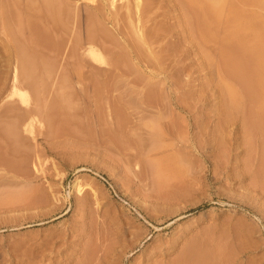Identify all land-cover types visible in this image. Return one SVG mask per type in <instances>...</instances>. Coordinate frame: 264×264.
<instances>
[{
  "label": "rangeland",
  "instance_id": "obj_1",
  "mask_svg": "<svg viewBox=\"0 0 264 264\" xmlns=\"http://www.w3.org/2000/svg\"><path fill=\"white\" fill-rule=\"evenodd\" d=\"M133 1L0 0V264H264V0Z\"/></svg>",
  "mask_w": 264,
  "mask_h": 264
},
{
  "label": "bare ground",
  "instance_id": "obj_2",
  "mask_svg": "<svg viewBox=\"0 0 264 264\" xmlns=\"http://www.w3.org/2000/svg\"><path fill=\"white\" fill-rule=\"evenodd\" d=\"M130 1H131V0H130ZM139 1H141V0H137V1L134 0L133 2L137 3V2H139ZM127 2H128V0H127ZM127 2H126V3H127ZM127 4H128V3H127ZM138 4H140V3H138ZM134 5H135V4H134ZM126 6H127V5H126ZM136 6H137V5H136ZM216 11H217V10H215V13H217ZM258 61H259V60H258ZM258 61H257V62H258ZM257 62H256V64H257ZM262 62H263V61H262ZM259 63H261V61H260ZM259 63H258V67H259ZM262 65H263V64H262ZM256 66H257V65H256ZM258 67H257V68H258ZM260 67H261V64H260ZM262 67H263V66H262ZM258 69H260V68H258ZM262 69H263V68H262ZM263 70H264V69H263ZM261 98H262V97H261ZM186 255H187V254H186ZM186 255H185V256H186ZM185 256H184V260L186 259ZM184 260H183V261H184ZM184 262L187 263L186 261H184ZM187 264H188V263H187Z\"/></svg>",
  "mask_w": 264,
  "mask_h": 264
}]
</instances>
